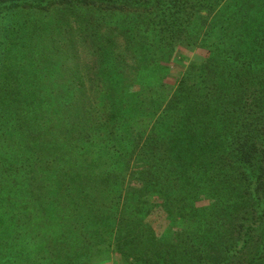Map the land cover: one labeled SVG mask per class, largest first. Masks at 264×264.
<instances>
[{"label": "trees", "instance_id": "obj_1", "mask_svg": "<svg viewBox=\"0 0 264 264\" xmlns=\"http://www.w3.org/2000/svg\"><path fill=\"white\" fill-rule=\"evenodd\" d=\"M111 255L264 264V0H0V264Z\"/></svg>", "mask_w": 264, "mask_h": 264}, {"label": "rangeland", "instance_id": "obj_2", "mask_svg": "<svg viewBox=\"0 0 264 264\" xmlns=\"http://www.w3.org/2000/svg\"><path fill=\"white\" fill-rule=\"evenodd\" d=\"M184 63L177 62L175 67L181 68ZM96 264H122L121 259L118 255L103 256L96 261Z\"/></svg>", "mask_w": 264, "mask_h": 264}]
</instances>
